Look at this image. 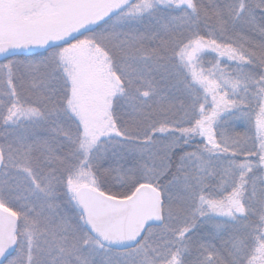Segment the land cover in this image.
I'll use <instances>...</instances> for the list:
<instances>
[{"label": "snow or ice", "instance_id": "snow-or-ice-1", "mask_svg": "<svg viewBox=\"0 0 264 264\" xmlns=\"http://www.w3.org/2000/svg\"><path fill=\"white\" fill-rule=\"evenodd\" d=\"M0 264H264V0H0Z\"/></svg>", "mask_w": 264, "mask_h": 264}]
</instances>
